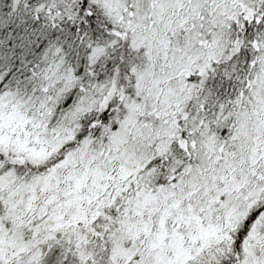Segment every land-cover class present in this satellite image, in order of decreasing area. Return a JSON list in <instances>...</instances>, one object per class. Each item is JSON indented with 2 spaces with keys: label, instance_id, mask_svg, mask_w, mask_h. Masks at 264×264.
Masks as SVG:
<instances>
[{
  "label": "snow or ice",
  "instance_id": "snow-or-ice-1",
  "mask_svg": "<svg viewBox=\"0 0 264 264\" xmlns=\"http://www.w3.org/2000/svg\"><path fill=\"white\" fill-rule=\"evenodd\" d=\"M0 264H264V0H0Z\"/></svg>",
  "mask_w": 264,
  "mask_h": 264
}]
</instances>
